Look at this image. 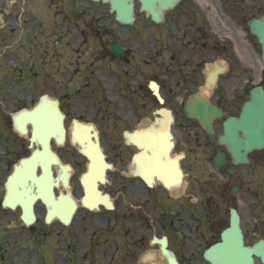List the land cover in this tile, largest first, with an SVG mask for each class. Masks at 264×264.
<instances>
[{"label": "flooded vegetation", "instance_id": "flooded-vegetation-1", "mask_svg": "<svg viewBox=\"0 0 264 264\" xmlns=\"http://www.w3.org/2000/svg\"><path fill=\"white\" fill-rule=\"evenodd\" d=\"M50 1L55 4L56 12L60 9L59 12L66 10L69 13L63 18L62 27H69L68 16L74 21L73 28L80 26L78 34L82 43L84 40L88 42L91 35L98 37L93 53L95 58L124 62L134 67L135 75H145L157 82L164 104L173 116L172 153L178 155L184 174L183 181L172 189H166L158 180L149 186V226L119 228L117 237H111L113 232L109 231L110 237H95L81 251H87L93 259L107 261L104 247L112 243L116 248L112 264H135L139 247L151 245L153 234L160 236L164 233L167 245L179 264H185L186 260L200 264L203 249L216 241L221 230L229 225L231 207L238 212L240 225H264V108L258 109L256 120H251L250 109L241 111L244 102L251 101L252 95L258 96L252 94L253 90H264L261 44L249 29V21L264 14V0H179L173 8L164 12L159 23H155L149 15L139 14L137 18L141 16L147 20L144 24L147 41L143 52L132 51L135 49L131 46L132 38L138 35L134 29L136 21L123 24L104 14L99 17L94 15L92 21L88 8L94 4L91 0ZM20 2L0 0L4 17L1 28L4 29L10 19L7 8ZM135 3L138 5L137 1ZM62 27L61 31L67 36L69 31ZM151 29H156L154 32L161 36L162 61L157 68L154 66L155 52L149 51V43L153 45L155 42ZM3 32L1 29L0 47L6 38L2 36ZM149 37L152 38L150 41ZM109 38L118 40L123 48L121 54L111 52L109 43L105 41ZM85 49H82V54ZM156 49L158 45L155 44L153 50ZM79 57L81 59L75 60V67H70L72 61L66 60V63H57L42 74H39L40 70H35L34 76L29 77V83L39 92L37 95L42 94V87L49 89L48 94L58 99L65 116L67 106L73 109L86 101L79 96V92L83 89L80 81L88 77V68L83 56ZM0 65V225H25L20 214L25 210L26 203L20 194L12 195L5 181L14 169H20V160L29 150L26 137L11 131L12 112L23 104L10 110V102L25 100L20 82H25L26 78L18 75V79H9L4 70L10 67L3 61ZM101 75L106 77L103 71ZM10 81H18V84L13 82L11 85ZM136 82V88H142L143 82L138 78ZM144 88V94H148L149 109L143 114L131 113V118L136 122L149 113L150 127L160 104L146 83ZM194 93L198 99L207 100L219 111L210 114L211 133L197 119L188 118L184 113L183 106L188 99H193ZM157 116L159 123L163 117L160 114ZM35 146L40 147V144L34 143ZM56 151L65 161L64 152L61 149ZM39 170L40 166H37ZM58 170L59 167H54L56 173ZM75 172L73 167L71 192L77 198L75 219L80 222L89 218L87 210L80 204L83 187ZM16 188L19 192L20 184H16ZM126 188L130 190L129 184ZM60 189L66 191L61 181L56 193ZM32 203L38 214L45 209V204L38 198ZM114 205L116 208L115 201ZM115 216L113 213L112 218ZM92 218L103 225L97 216L92 215ZM155 221L164 225H153ZM112 223L116 225L115 221ZM260 230L264 231V226ZM244 232L248 235L247 228ZM145 235H149V239ZM76 241L71 238L69 252H75ZM156 246L158 250L159 245ZM66 257L67 264H71L78 255L67 253ZM80 264H83V259Z\"/></svg>", "mask_w": 264, "mask_h": 264}, {"label": "rangeland", "instance_id": "rangeland-1", "mask_svg": "<svg viewBox=\"0 0 264 264\" xmlns=\"http://www.w3.org/2000/svg\"><path fill=\"white\" fill-rule=\"evenodd\" d=\"M20 1L21 3L19 10L26 18L25 23L23 21L22 23L23 25H26L28 23L34 24V31L33 33H28L23 32L22 30H19L17 28L15 32H12L11 30L3 32L2 36L6 38L4 45L0 47V52L3 49L7 48L3 61H7L10 63H16L17 60L22 63L24 61L23 67L18 70H12L9 68H6L4 70V74H8L9 77L18 75L22 77H28L34 75L35 70H40L39 74H42V70L44 68L53 67L57 65L58 60H55L51 56V54L54 52H59V54L63 53V47H66L64 46L66 40L67 49L69 50H74L75 44L79 40V26L77 27V34H70L68 37L69 39H67L65 35L58 31V26L60 25V23L55 15V11L50 9L48 4L44 0ZM78 3L80 4V2ZM15 6L16 5H12V7L14 8ZM92 11L108 15L107 6L102 5L100 3L94 4L91 7V16L93 15ZM15 13V10H12L10 12L11 15H14ZM145 23H147V20L144 17L139 16L136 19V25L134 29L138 32V35L137 37L134 36L132 38L131 43V46L135 47V49H132V51L134 52H143V45L146 44L145 41H147V38L145 37L147 35V29L144 27ZM67 24H69L70 28L75 25L74 21L71 19L70 16L67 17ZM23 29L26 30V27L23 26ZM151 30L154 32V30L156 29ZM157 34V32H154L153 38H155L154 35ZM139 36L142 37L139 38ZM139 39H142L141 44H138ZM151 39L152 38L149 37V41ZM89 41V47L87 46L85 52L83 53L84 59L89 56L92 57L93 53L95 52V45H93L91 37L89 38ZM152 50L153 46L149 43V51ZM94 63L95 64H92L89 67L87 73L91 74L97 80L92 81L87 88H83L80 91L82 93V96L87 101L85 103L86 108L81 112L80 116L84 119V121H93L96 124V126L100 130V140L103 149L107 154V157L114 164L112 171L109 172L110 184L105 186V189L111 191L113 197H115L116 202H118L119 204V210L115 213L116 225L112 226V228H118L119 225H121L120 223H122V225L124 226H129V229H134L133 227L139 226H149V188H146L144 185L140 184L137 179L131 178L127 175L129 155L133 151V149L123 144L121 135L123 129H129L134 125H140L141 123H143V121L148 119L147 117H143L135 123L130 116V113H134L137 111L144 113L145 110L149 108V102L147 100L148 95L144 94L143 91H141V88H139V90L136 88V82L133 80V76L135 75L129 74L128 72H125V74L123 73V63H120L116 60L112 61V63L109 64H103L98 61H95ZM160 63L161 62H155L156 65H159ZM114 66L117 68H114ZM98 68L105 72L108 77H111V84L106 86H103L101 84V81L97 76V73L95 72V70ZM139 76L143 79V81H146L145 83H147L145 75H142V77L141 75ZM1 77L2 76L0 75V79ZM121 80L123 82L124 80L127 81V87L125 90L124 87L121 86ZM28 88L29 86H23V89L27 90ZM30 88H32V94H35L36 96L38 94V91H36L35 88L32 86ZM24 94L27 96L28 91H26ZM106 94H113V96L117 95V97H113L112 95H110L107 98ZM34 99L29 100L27 96V101L25 103L26 106L28 107L29 104H33ZM104 109H107V112H110L109 109H112V112L114 111L113 114L117 117L119 123H116L113 117H111L109 113H106ZM69 112L70 114L67 120L68 125L71 123V118L76 115L72 113L71 110ZM102 115H108L110 118H105ZM70 148L71 147L69 143L66 142L65 146L60 149L64 152V155L68 159L74 161L73 155H69ZM75 166L77 172L82 168V166L78 163H75ZM119 180L123 183L126 182V184H130V190L128 192L120 189L121 186ZM41 214L42 212H40V215ZM108 214L110 218L113 215V213L110 212ZM92 215L97 216V218L101 220L103 225H99V223L92 218ZM88 218L89 220H81L80 222L75 219V224L70 225L68 228L70 233L75 234V238L77 239L75 250L76 255H80L81 248L88 244V239L91 234L92 228L105 226L103 222L105 221V219H103L102 212L89 213ZM160 221H155L153 225H164L163 222ZM38 225H40V223L33 226L36 227ZM41 226L42 225H40V227ZM244 226L250 227L251 225ZM59 228L60 226L56 223L47 226V229L54 231H57ZM96 229L98 231L97 238H100V236H105L102 235V231H100L98 228ZM33 232L34 231H31L28 228L23 227L22 225H0V239H8V243H11V240L13 238L27 237L30 233ZM61 235L67 236L65 231H63ZM148 237L149 236H147V238ZM42 242L43 243L40 246L41 249L36 250L38 252V254L37 252L36 254L39 255V260H41V263L52 264L54 261V253L52 254L51 250L49 249L51 246L45 243L44 241ZM60 243H62L61 240ZM23 245L25 244H21V242L16 241L14 242V244H9L7 246V250L0 249V255H3L1 256L2 259L0 260V264H40L39 261L33 260V251L26 252V250L21 249L24 248ZM59 246L61 248L62 244H59ZM44 248L47 251L43 250ZM54 249L55 248H53L52 251H55ZM111 249L112 245L104 247L103 252L105 253V257L106 254L108 256L109 253H113ZM155 251V245H141L137 251L139 254L136 257L135 264H146L141 258V256L146 255L149 252V254H154L155 257ZM64 254H66L65 251L59 253L57 252V260L54 264H67V257ZM4 256L5 258L3 259ZM102 262H97L96 260L92 264H102ZM72 264H80V260H76L72 262ZM185 264L199 263H196L195 261L190 262L189 260H186ZM202 264L205 263L202 261Z\"/></svg>", "mask_w": 264, "mask_h": 264}, {"label": "water", "instance_id": "water-1", "mask_svg": "<svg viewBox=\"0 0 264 264\" xmlns=\"http://www.w3.org/2000/svg\"><path fill=\"white\" fill-rule=\"evenodd\" d=\"M109 1L110 10L114 11L116 17L119 20L128 22L132 20L133 4L131 0ZM175 1L176 0H140L141 8L149 10V13L155 20H159L162 10L167 6L172 5ZM251 27L252 32L257 34L259 41L262 43L264 57V18L262 20L252 21ZM154 91L158 95L157 90L155 89ZM260 94H262L260 95V98H264V92ZM256 97L258 98V96ZM159 100L161 101L160 97ZM253 105L254 104L251 102L250 106L253 107ZM194 110L191 112V115H197L196 110ZM25 112L27 114L26 121L30 122L32 126L29 141L32 142L36 138L40 139L43 148V159L50 158V160L47 161L43 160L42 174L37 177L34 176L35 178H33V176H31V171H33L34 168L35 158V151H33L31 156L26 161V163H29L27 165L26 175L28 176L29 174V176H31V181L35 180L36 191L42 192V197H46L45 200L54 205L51 200L53 195L51 191L53 179L51 177L49 163L54 161L58 165H62L60 164L59 160L56 159L54 153H52L49 149V138L52 136L57 143H63V116L59 112L56 100L41 99L34 108ZM207 120L209 121V116H207L206 121ZM76 125L77 126H75L71 132L70 140L72 143L76 142L79 145L80 152L83 153L88 159L87 171L82 175V178L86 181L88 190L92 194L94 193V195H97V193H99V191L96 189L97 181H105V170L106 168H110L111 165L104 159V154L100 148L97 131L93 128V126L91 124ZM169 127L170 125L167 121L164 142H168L170 140V143H172ZM20 129L22 133L27 132V129H25L23 125L20 127ZM89 130H91V132ZM148 133L149 132L146 129H143L139 130L138 132L134 131L133 134L127 135L129 141L133 142L139 148V151L135 153L132 158L133 162L135 163V169L133 173L139 175L147 184H149V150L146 143L149 140ZM155 163L158 162L155 160ZM162 165V167L154 168V170L164 172L163 182L165 186L169 187L174 184L181 172L178 168L177 161L174 158H169L168 155H166ZM64 167L68 168L67 165ZM100 201L107 205L104 200ZM60 204L59 207L57 206V208L61 211L59 212L58 216L63 222H67L69 220L70 214L74 210L75 204L73 200L66 198L62 200ZM84 204L89 208L97 207V202L87 200L84 202ZM53 213H55L54 209L48 211L46 215L47 221L53 217ZM237 223L238 216L232 212L231 225L222 231L221 241L213 244L205 250V258L208 259L212 264H253L252 254L259 256L261 260L264 261V240H260L252 246L243 245L241 229ZM162 240H164V238ZM162 240L161 250L163 253H166V249L164 247L165 242ZM154 241L158 240L154 239ZM168 259L170 264H176L173 257H169Z\"/></svg>", "mask_w": 264, "mask_h": 264}, {"label": "clouds", "instance_id": "clouds-1", "mask_svg": "<svg viewBox=\"0 0 264 264\" xmlns=\"http://www.w3.org/2000/svg\"><path fill=\"white\" fill-rule=\"evenodd\" d=\"M154 254H150L149 256L145 257V259L154 260Z\"/></svg>", "mask_w": 264, "mask_h": 264}]
</instances>
